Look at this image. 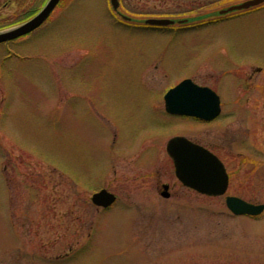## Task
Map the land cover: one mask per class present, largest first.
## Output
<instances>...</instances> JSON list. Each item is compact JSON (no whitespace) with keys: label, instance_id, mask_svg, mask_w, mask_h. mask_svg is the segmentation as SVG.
<instances>
[{"label":"rangeland","instance_id":"obj_1","mask_svg":"<svg viewBox=\"0 0 264 264\" xmlns=\"http://www.w3.org/2000/svg\"><path fill=\"white\" fill-rule=\"evenodd\" d=\"M240 1L120 0L131 25L109 0H61L30 34L0 43V264H264V212L234 215L223 196L180 185L165 149L201 130L164 111L169 87L217 74L237 78L238 92L264 67V4L213 22ZM16 9L1 5L0 22ZM144 16L196 18L135 26ZM258 131L220 154L228 193L264 203ZM101 187L116 194L108 208L90 201Z\"/></svg>","mask_w":264,"mask_h":264},{"label":"water","instance_id":"obj_2","mask_svg":"<svg viewBox=\"0 0 264 264\" xmlns=\"http://www.w3.org/2000/svg\"><path fill=\"white\" fill-rule=\"evenodd\" d=\"M59 0H47L44 5L24 22L0 29V42L25 35L45 21ZM264 0H242L230 4L217 11L216 16L229 12L247 9L256 6ZM112 10L125 20H132L133 16L119 10V0H109ZM202 19L213 14H203ZM130 18V19H129ZM196 17H145L135 19L136 22L156 26H166L194 22ZM218 96L207 86H199L190 78H185L175 86L169 88L164 94V108L169 113L192 114L201 118H210L218 111ZM166 152L174 165V173L186 186L208 195H221L225 192L228 175L221 160L211 151L183 135H174L166 142ZM164 186L162 195H168ZM97 206H109L115 201V195L106 188L92 193L90 197ZM227 208L234 214L258 215L264 210L263 203L249 202L239 196L226 195Z\"/></svg>","mask_w":264,"mask_h":264},{"label":"flooded vegetation","instance_id":"obj_3","mask_svg":"<svg viewBox=\"0 0 264 264\" xmlns=\"http://www.w3.org/2000/svg\"><path fill=\"white\" fill-rule=\"evenodd\" d=\"M46 1L47 0H3V1L0 0V6L3 5V6L17 7V9L13 12V17H14V15H17V14L25 15V13L31 12L35 7H38L37 9L38 11L39 8L42 7ZM60 1L58 2L57 5L60 4ZM57 5L55 6V8L57 7ZM29 17L21 18V21H25ZM143 18H145V16ZM220 19H224V18L216 17L213 19V22L218 21ZM119 20L122 21L123 24L133 25L132 23H130L131 19L125 20V19L119 18ZM134 24H136L135 26H141V27L163 28V27H156L153 25H147L145 23H139L136 21L134 22ZM174 29H178V27H174ZM30 33L31 32H29V34ZM27 35L28 34H26L25 36ZM184 78H190L194 83L198 84L199 86H207L211 90H213L217 94L218 100H219L218 111L214 116L210 118H201V117H197L192 114H179V113L169 114V115H173V116L180 117V118H188L191 120V122L201 125V130H199V132L197 133L198 135L193 133L196 136L200 135L198 138H195L192 135V133L186 134L182 132V133H175L173 135H183L187 137L188 139H190L191 141L199 145H202L203 147L211 151L213 154H215L224 164V167L228 175V183H227V188L223 194L208 195V194L200 193L194 190L193 188L184 185L177 178L175 173H174V177L180 185L182 184L183 186H185L186 188L190 190H193L205 196H212V197L223 196L224 202H225L226 195H235V194L228 193L229 185L231 181V172L228 169L227 163L222 158L220 154V150L222 149V147L223 148L232 147L233 145H235V142L238 141L239 139L247 140L249 138V140H251L250 135L257 133L258 127H259L258 124H261V127H259L258 132L263 134V131H264L263 130V126H264V67L261 65H255L254 70L250 72L247 75V77L241 81L238 92L236 91V84L238 83L237 78L231 79V80L230 78L227 79V81L228 80L230 81L229 86H227L225 80L221 83L219 81V77L217 74H216V78L214 81L215 84L198 82L190 75H186L180 80ZM178 82H176L174 85H176ZM214 129L216 131L212 132L211 130H214ZM240 131H244V132H240ZM211 133L214 135H211ZM153 181L156 182V188L160 196H162L163 198H168L171 196V191H170L171 185L168 182H165V181L162 182L159 176H156ZM165 185L167 186L165 192L168 193V195L166 196L162 195V192H164ZM101 188H106V187H101ZM106 189L114 193L108 188ZM235 196H238V195H235Z\"/></svg>","mask_w":264,"mask_h":264},{"label":"trees","instance_id":"obj_4","mask_svg":"<svg viewBox=\"0 0 264 264\" xmlns=\"http://www.w3.org/2000/svg\"><path fill=\"white\" fill-rule=\"evenodd\" d=\"M38 7H35L31 12L25 13V15H14L12 20H6V21H1L0 22V27H4V26H8L10 24H14L17 23L19 21H21V18H27L29 16H31L33 13H35L37 11ZM10 21V22H9Z\"/></svg>","mask_w":264,"mask_h":264}]
</instances>
